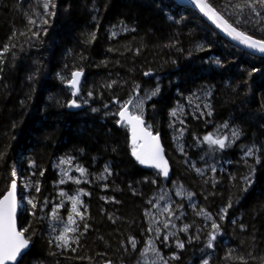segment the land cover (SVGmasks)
Masks as SVG:
<instances>
[{
	"label": "trees",
	"instance_id": "16d2710c",
	"mask_svg": "<svg viewBox=\"0 0 264 264\" xmlns=\"http://www.w3.org/2000/svg\"><path fill=\"white\" fill-rule=\"evenodd\" d=\"M206 1L264 40V8ZM45 2L0 0V200L19 180L20 200L32 201L19 216L32 248L18 264H142L148 213L166 187L192 194L171 199L181 229L171 264H264V58L172 0H51L47 10ZM74 72L85 75L75 95ZM129 100L161 135L169 180L133 155L119 118ZM225 127L238 133L230 145L204 139ZM77 189L75 231L56 243L42 210L61 204L67 213L63 191Z\"/></svg>",
	"mask_w": 264,
	"mask_h": 264
},
{
	"label": "snow or ice",
	"instance_id": "6c2138e0",
	"mask_svg": "<svg viewBox=\"0 0 264 264\" xmlns=\"http://www.w3.org/2000/svg\"><path fill=\"white\" fill-rule=\"evenodd\" d=\"M51 0H46L44 3L45 10L48 9L49 3ZM193 3H195L201 11L205 13V15H208L210 19L220 20L222 19L219 17V15L215 12V10L206 3V0H193ZM257 4L264 8V0H250V2L246 3L245 6L250 7L253 11L256 10ZM53 7L55 5H52ZM239 7V5H237ZM51 15V13H49ZM259 15V13H257ZM31 23H35V21H30ZM47 23V21H45ZM227 23L226 21L224 22ZM218 26H221L218 24ZM230 29V30H229ZM225 31L228 32V35L232 36L234 40H238L241 44L247 45L251 49H256L259 52L264 53V40H254L251 36L246 35L243 32L237 31L236 28L231 27L229 25L227 28H225ZM94 38V34H93ZM4 51H8L7 48L4 49ZM81 73L80 72H74L72 74L73 79L71 81V85L73 87H76L79 83V77ZM147 75V73H146ZM158 91V89H157ZM76 93L74 92L73 95ZM156 93L153 92L152 95H155ZM119 103V101H116ZM132 101L129 100L123 104H121L122 111H119V116L121 117V120H126L127 123L132 125L133 130V142L135 143V140L137 138V126L143 124V121L139 116H133L129 115L127 111V104H131ZM73 104H75V101H73ZM175 115V113H173ZM141 132H144V134L151 138L154 143L149 144L147 146H141L142 148L146 147V151L144 152H138L135 148L133 150V155L136 156L137 160L141 164H150L157 169H160L162 174L167 177L168 175V168H167V161L163 159V149L160 147L158 143V137H152L151 133L145 132L144 129H141ZM238 133H233V135H237ZM210 145H218L220 148L225 147V141L221 139H213L211 136H206L204 138ZM251 151L248 152V155H251ZM80 171L83 173V169H80ZM199 172L200 170L197 169ZM13 176H15V172L12 173ZM79 183V181H76ZM63 183V181H61ZM11 191L8 192V195L4 197L2 201H0V264H7V262L17 261V257L21 254V251L26 248L28 245V238H25L24 232L27 231V229H24L22 231H17L16 228V220H15V212H16V199H15V189H16V182L15 180L11 183ZM63 195V193H62ZM191 193H189V197H191ZM73 211H76L78 215L80 213L76 209L77 203H79L78 198L73 197ZM29 203H32L30 200ZM36 205L33 204V208H35ZM165 211H168V209H165ZM226 211V210H225ZM199 214V213H198ZM208 218L210 219L211 216L208 214ZM69 220L71 221V217H69ZM74 222V221H72ZM213 228H218V225L213 223ZM87 227V225H85ZM165 228L168 227V224L165 223ZM187 227L185 226V231H187ZM72 231H75V229H72ZM57 239L62 240L65 245H67L68 240L66 236H58ZM216 239L215 234H212L210 236L208 246L212 247V242ZM133 248H135V241L132 242ZM179 247H183L182 244L178 245ZM205 264H207V261H205Z\"/></svg>",
	"mask_w": 264,
	"mask_h": 264
},
{
	"label": "rangeland",
	"instance_id": "374dc122",
	"mask_svg": "<svg viewBox=\"0 0 264 264\" xmlns=\"http://www.w3.org/2000/svg\"><path fill=\"white\" fill-rule=\"evenodd\" d=\"M234 132L236 133L234 129L225 127L223 130L216 132L212 138L224 140L225 145H230L237 138V135H233ZM71 164L72 163L69 160H62L57 163V166L61 168L63 177L68 176V179L72 180L73 176H71V174L73 169ZM17 182H19V180H17ZM20 183L24 188H26V191H28V181L21 179ZM63 192L69 201L67 213H59V211L63 209L61 204L53 205L50 208H43L42 210L44 214L43 220L47 221L48 225H51L50 231L56 243H60L61 241L57 239L58 236H66L69 238L68 235L73 232L72 229L75 227L76 220L74 215H72V212L76 213V211H73L72 198L76 197L79 200V203L76 205L77 210L79 204L82 202V193L79 189H77V192L74 191L72 194H70L69 191ZM173 194L180 196L181 199H190L191 201V197L187 196V194L179 187H176L174 191L168 187L163 188L160 191L158 197L155 199L153 208L148 213V219L152 225V238L148 241L144 248L142 264H171L170 261L172 255L169 254L171 249L170 240L181 230L179 229V226L174 225L172 221L173 214H171V199L174 198ZM26 197L22 198L20 201L22 209H25L26 205L29 204V200L26 199ZM165 209H168V211H165ZM69 217H71V221L69 220ZM165 223L168 224L167 228L164 227Z\"/></svg>",
	"mask_w": 264,
	"mask_h": 264
},
{
	"label": "water",
	"instance_id": "95a60500",
	"mask_svg": "<svg viewBox=\"0 0 264 264\" xmlns=\"http://www.w3.org/2000/svg\"><path fill=\"white\" fill-rule=\"evenodd\" d=\"M172 1L175 2L176 4H178L181 7L188 8V9L194 11L195 13H197L213 30H215L216 32H218L219 35L222 38H224L225 40H227L229 43L233 44L237 48L243 50L244 52H246L247 54H249V55H251L253 57L264 58V53L259 52L256 49H251L247 45L241 44L238 40H234L232 36L228 35V32L225 31V28H227L231 24L211 4H209L207 1H206V3H208L215 10V12L219 15V17H221L222 19L215 20V21L213 19H210L208 15H205V13L203 11H201V9L195 3H193V0H172ZM225 21L227 22L226 24L224 23ZM218 24L221 25V26H218ZM231 27L235 28L232 25H231ZM237 31L242 32V31H240L238 29H237ZM252 38L254 40H259V39H256L254 37H252ZM80 73H81V75L79 77V83H78V85L76 87H73L71 85V82L69 84V87L71 89H73V91L75 93H77V92L80 91V89L82 87V84H83L84 77H85V75L82 72H80ZM72 79H73V76H72ZM72 79H71V81H72ZM126 107H127V111H128V114L129 115L137 116V115H134L132 113V111L130 109V105H126ZM122 110L123 109H121L120 111H122ZM119 118H120V121L129 129L132 144L136 147V150L138 152H144V151H146V147L142 148L141 146H147L149 144L154 143V141H152L150 137L146 136L144 134V132H141V129H144L145 132L151 133L152 137H158V143H159L160 147L163 149V152H162L163 159L165 161H167V168H168V175H167V177H165L162 174V172H161L160 169H157L156 167H154V166H152L150 164H141L137 160V158H136V160H137L138 164L140 166H142L144 169H146V170H156L157 172H159L163 176V178H165L166 180H169L170 177H171V174H172V168H171L170 162H169V160L167 158L166 149H165V147L163 145V141H162L161 135L160 134H155L149 128V126L144 122V119L142 117H140L141 120L143 121V124L137 126V138H136L135 143H134L133 142L132 125L129 124V123H127L126 120H121V117L120 116H119ZM15 182H16L15 199H16V205H17L16 206V212H15V220H16V228H17V231H21L20 230V227H19V216H20V211H21V206H20V185L18 184L17 181H15ZM11 190L12 189H11V186H10L8 192L11 191ZM8 192L4 195V197L8 195ZM4 197L0 201H2L4 199ZM24 236H25V238H27L25 234H24ZM31 248H32V242L29 241L28 242V245L26 246V248H24L21 251V254L17 257V261H15V262L9 261V262H7V264H18L21 261V259L27 253H29V251L31 250ZM107 264H112V263H107Z\"/></svg>",
	"mask_w": 264,
	"mask_h": 264
},
{
	"label": "flooded vegetation",
	"instance_id": "af4514ba",
	"mask_svg": "<svg viewBox=\"0 0 264 264\" xmlns=\"http://www.w3.org/2000/svg\"><path fill=\"white\" fill-rule=\"evenodd\" d=\"M21 201V200H20Z\"/></svg>",
	"mask_w": 264,
	"mask_h": 264
}]
</instances>
